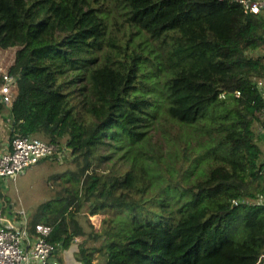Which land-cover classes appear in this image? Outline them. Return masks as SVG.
<instances>
[{"label":"trees","instance_id":"obj_1","mask_svg":"<svg viewBox=\"0 0 264 264\" xmlns=\"http://www.w3.org/2000/svg\"><path fill=\"white\" fill-rule=\"evenodd\" d=\"M0 47L17 48L2 138L40 137L76 167L60 199L29 213L32 232L51 225L59 249L82 236V264L260 262L264 54L252 53L264 49V11L235 0H0ZM6 181L0 208L15 215ZM84 209L103 214L98 231L85 230Z\"/></svg>","mask_w":264,"mask_h":264},{"label":"built area","instance_id":"obj_2","mask_svg":"<svg viewBox=\"0 0 264 264\" xmlns=\"http://www.w3.org/2000/svg\"><path fill=\"white\" fill-rule=\"evenodd\" d=\"M235 1L245 12L259 14L264 11V0ZM2 79L0 97L5 104H12V88L17 79L7 71L2 73ZM255 84L260 94V109L264 110V78H258ZM237 95L240 97L239 91ZM9 147L0 154V178L6 180H15L42 159L53 158L59 153L57 145L30 135H17ZM29 218L25 210H17L13 217H9L0 208V264H60L53 258L55 246L49 240L53 227L38 223L32 232ZM258 264H264V255Z\"/></svg>","mask_w":264,"mask_h":264},{"label":"rangeland","instance_id":"obj_3","mask_svg":"<svg viewBox=\"0 0 264 264\" xmlns=\"http://www.w3.org/2000/svg\"><path fill=\"white\" fill-rule=\"evenodd\" d=\"M13 50H15V48L11 47L5 49L0 47V56L2 55L5 59L3 60L5 62L3 63V67L7 65L6 62L10 59L7 56L9 52ZM252 54H261V50L253 52ZM257 131H259V127H257ZM258 141L260 146L264 145L261 139ZM71 160L70 150H67L62 152L60 156L56 155L53 158L42 160L40 163L29 167L15 180H7L3 188L4 194H6L10 200V202L7 203L14 202L17 210L24 208L26 212L32 214L43 202H47L54 198L60 199L62 196L59 192L62 187L69 185V182L63 180V175L70 173L76 168ZM2 202L3 200L0 198V203ZM8 214L10 215V213ZM79 215L81 216V222L86 231L90 229L98 231L100 229L103 214L88 217L87 210L84 209ZM89 244H91V242H89ZM94 244L99 245L100 242L96 241ZM104 262L105 259L101 255L95 259L96 264H104Z\"/></svg>","mask_w":264,"mask_h":264},{"label":"crops","instance_id":"obj_4","mask_svg":"<svg viewBox=\"0 0 264 264\" xmlns=\"http://www.w3.org/2000/svg\"><path fill=\"white\" fill-rule=\"evenodd\" d=\"M17 48L15 47V50L9 52V55L7 57H9V61H7V65L5 67H3V63H5L3 60L4 57L1 55L0 56V75L3 72H6L8 70V68L14 63L15 60V53H16ZM261 53L264 54V49L261 50ZM261 112L263 113L264 116V110L261 108ZM5 116H8V111L5 112L4 114ZM8 122H7V118L6 117H2L0 119V154L3 153L4 151H6L9 146L10 143L6 142V140H4L3 137V132L4 131H8ZM259 131H261V136L263 137V141L264 142V132L262 130V128H259ZM262 151H263V158H264V145L262 146ZM41 162V161H40ZM39 162V163H40ZM264 200L261 199V202H263ZM22 210H26L24 208H20ZM29 214V212H27ZM8 216V215H7ZM9 217H13L12 214L9 215ZM83 241V237L79 236L76 237L73 242L71 243V245L67 248V249H59V248H55V252L53 254V258L57 259L60 264H82L78 258H77V252L79 250V244Z\"/></svg>","mask_w":264,"mask_h":264}]
</instances>
